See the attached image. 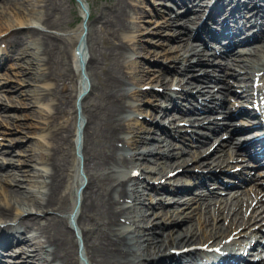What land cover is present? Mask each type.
Instances as JSON below:
<instances>
[{"label": "bare ground", "instance_id": "obj_1", "mask_svg": "<svg viewBox=\"0 0 264 264\" xmlns=\"http://www.w3.org/2000/svg\"><path fill=\"white\" fill-rule=\"evenodd\" d=\"M41 1V16H36L39 25L29 24L24 18H19L18 13L17 23L8 22L7 25H3L4 22L0 20V28L11 26L17 30L16 24L26 25L24 31L13 32L3 40L10 44L8 51L14 50L13 54L5 48L1 54L16 55L14 56L16 58L22 56L26 58V62L29 61L30 64L33 62V66H29L28 70L32 67L40 69L42 64L43 68L33 74L40 79L48 77L54 82L49 94L56 102L49 115V122L58 125L50 137L51 147L48 148V152L41 151L40 156L38 155L43 161L42 158L38 160L34 157L35 162L46 163L48 169H22L11 158H2L0 180L8 187L0 184V223L6 224L0 226V264H48V262L79 264L78 242L79 251L89 264H157L155 261L161 257L159 255L171 249L183 251L179 259L172 261L173 264H264V253L260 254L264 250L260 247L264 245L263 225L252 230L254 233L252 237L246 235V239L253 238L247 242L242 241L245 234L243 238H239L243 228L238 229L250 220L256 221L259 215L264 224V205L258 213H251L256 210L259 203H262L260 191L253 182H263L261 184L264 186V178L252 180L249 185H245V189H236L230 197L220 196L219 199L230 200V203L227 209V204L222 208V212L225 211L224 208L226 209L225 213L213 217L220 219L209 227L208 233L202 229L209 224L208 218L201 221L199 215L196 217L195 209L201 208L204 203L207 208L209 207L210 201L205 202V198L215 196L212 190L207 188L206 193L200 190L190 197L174 194L173 191L178 186L167 185L163 188L161 182L155 184L153 181V178H156L155 173L159 176H171L170 166L174 163L177 167L181 166L179 173L178 171L174 173L175 178L179 179L181 177L177 175L188 173V161L191 159L194 161V156L187 158L180 155V150H173L176 145L174 140L197 141L196 146L207 150L219 135H223L221 141L214 147L213 166L214 163H223L232 156L231 154L237 153L232 148L237 145L236 140H233L235 138L233 131L246 127L236 126L227 130L229 124L234 123V119L224 120L231 115V111L213 119L207 114L209 107L205 104L211 101L213 94L208 93L209 89H206L208 94L202 92L204 95L198 97L191 91L192 86L198 84V80H212L219 75H234L235 71L226 69V65L221 63L229 58V63L238 66L236 76L243 78L241 94L251 106L254 102L256 104L260 102L264 89V0H214L212 13L200 21H197L199 20L197 12L193 14L188 12L193 9V4L206 0H173L179 4L177 8L181 11L173 15L171 13L172 16L167 7H163L160 12H152L154 16L159 17L156 21L158 36L160 30H165L164 38L172 39L165 43L168 45L167 51L171 54L166 52V59L169 60L168 65L163 68L169 73L160 70L157 75L159 82L167 87L174 79L177 81L187 77L188 90L179 95L180 91L172 88L170 90L175 93L159 92L152 95L155 104L150 113L152 119L136 127V139L130 143L120 135L126 128L124 124L126 115L123 114L133 106L127 101L128 96L133 94L130 93L129 81L123 72L124 59L126 60L123 49L127 46L116 42L121 31L133 28L124 21L129 11L126 0L100 2L98 14L90 15L92 18L87 22L84 32L89 56L86 57L85 53L81 52V66L90 83L83 84L82 87L77 85L75 80L77 73L74 72L68 55L73 41L55 31L59 29L61 20L66 15L64 0ZM164 3L168 4L169 1ZM133 11L139 18L143 13L138 8ZM87 19L89 20V17ZM188 23L196 25L192 35L190 25L187 28ZM202 32L211 38L210 41L222 42L224 48L210 49L204 51V55H198L202 48L200 44L209 47ZM254 37H260V40L231 48L236 41L245 42ZM253 45H256V49H250ZM28 47L32 49H27ZM37 53L44 55V58ZM75 57L77 62V56ZM17 65L20 67L22 64ZM230 67L233 68L232 65ZM216 72L218 73L213 76ZM19 73H24V70ZM139 78L142 79L141 75ZM57 80L60 81V85L55 84ZM16 87V84H8L5 88L16 90ZM80 91L79 110L83 119H80L79 123L82 125L81 141L79 134L80 143L77 150L80 153L84 177L77 176L76 179V187L80 186L72 214V223L75 227H72L68 216L72 203L75 202V195L71 190L75 171L71 170V167L76 161L72 151L75 147L74 122L77 119V108L73 110V107L76 93ZM144 92L143 90L142 93ZM169 107L177 112L175 114L172 112L177 121V125L172 129L159 124L163 123V118L171 114L167 112ZM193 110H200L197 118L202 119L196 121V128H189L190 126H185L186 122L189 123V120H186L195 116L185 112ZM238 110L248 116L242 117L243 121L239 122L259 125L257 129L236 136L248 137L239 145L245 146L243 149L246 150L247 157H257L253 165H261L264 162V114L252 107ZM252 115L255 119L249 118ZM64 117V122L58 124L59 119ZM10 125L15 128L19 123H15L13 119ZM202 128L209 134L201 130ZM156 130L165 133L160 142L155 138ZM210 141L211 144H207ZM28 145L37 144L35 141H29ZM197 152L200 154L202 151L197 149ZM2 153L4 152L0 150V155ZM30 158L32 157L29 156L28 159ZM259 158H262V162L258 161ZM3 160L8 162L4 163ZM198 162L199 167L210 166L207 161ZM262 168L264 166L259 169ZM243 170L230 169L226 175L237 183L250 180L251 175ZM69 179H72L70 183ZM198 181L195 179L194 183ZM219 182L223 186L226 184V181ZM262 196L264 197V194ZM192 202L198 204L192 206V210L189 211ZM129 214L137 220L133 229L127 220ZM172 216L176 220L172 219ZM177 220H180L183 227L178 226ZM168 221L172 223L169 229L166 226ZM31 232L34 234L27 236ZM17 238L22 239L23 243L2 250ZM4 252L18 255L19 259L6 258L3 256Z\"/></svg>", "mask_w": 264, "mask_h": 264}, {"label": "rangeland", "instance_id": "obj_2", "mask_svg": "<svg viewBox=\"0 0 264 264\" xmlns=\"http://www.w3.org/2000/svg\"><path fill=\"white\" fill-rule=\"evenodd\" d=\"M100 2L101 3L106 2V0H64L63 2V6L65 7L64 14L66 15H64L63 19L61 20L59 29L57 30L52 29V30L58 31V33L65 36L67 39H72L73 41V43L69 47L68 55H70L69 57H70V62L73 65V70L78 75V76L77 75L75 76V80L78 83L77 85H80V83L78 82L79 74H82L85 85L90 83L89 82L90 79H88L89 77L84 72L83 67H82V70L81 68L79 69L80 63L78 62V60L76 62V57H75L77 56L78 58V55H75V54H76V49L79 48L81 52L85 53L86 57L89 56L88 44L86 42L84 32H86L87 22L91 20L93 15L98 14V11H99L98 5L100 4ZM201 2H197L195 5L193 4V9H191V11H189L188 13L193 14L194 12H199L200 10L199 8L202 7L200 5ZM126 3H127V6L129 7L128 8L129 11H128V14L125 16L126 18L124 17V21L128 25L130 24L129 26L131 27L133 26V28L127 29L128 31L127 30L121 31L118 34L119 39L116 40V42L123 43L127 46L126 48L123 49L124 56H125L124 58H126V60L124 59L125 62L123 64V72H125V75L128 78V81H129L128 87L131 90L130 93L133 94V95H130V97L128 96L127 101L131 103L133 106L123 114V115H126V117L124 116L125 117L124 124L126 128L125 130L121 132L120 135L122 137H125L127 142L130 143L134 139H136V133H135L136 127L139 126L140 123L143 124L144 121H151L152 119L150 117V113L153 111L152 106L155 105L153 103L154 101L152 100L153 99L152 95H157L159 92L175 93L172 90H170L172 88L178 89V91H180L179 95H181V93L188 90V85H187L188 83L186 82L188 79L187 77L185 78L183 77L181 80H177V81L176 79H174L171 85H168L167 87L162 86L159 82V78L157 75L161 72L160 70H164L166 74L169 73L163 68L164 66L168 65V60H169L168 58L166 59V52L171 54L170 52L167 51L168 45H166L165 43L172 41L171 37H167V39L164 38V36L166 35L165 30L159 29L161 31L159 34L160 36H158L157 34L158 30H157L156 21H157L158 16H154L152 12L153 10L156 11V10L162 9V6L160 4H157L154 0H126ZM41 5H42L41 0H14V1L13 0H0V20L4 22L3 25H7L8 22L17 23L18 22L17 13H18L19 18H24L25 20L29 22V24L39 25V21L36 18V16L37 17L41 16V11H42ZM135 8L142 10V12L144 13V14L142 13L140 18L137 17V14L134 13L133 9ZM167 11L170 13V15L171 13L173 15L172 9L169 8L167 9ZM87 14L89 15L88 16L89 20L87 19L88 18ZM85 21H86V27H85ZM188 26L195 27V24L191 25V23L190 24L188 23L187 28H189ZM15 27L17 28V30L13 29L11 26H8L9 29L7 28V26L6 28H0L2 30V31L0 30V150L4 152L0 155V163L2 161V158L7 157V158H11L15 162V164L19 165V168H22V169L23 168L27 170H30V169L36 170V169H44V168L48 169L46 163L41 162V161L40 163L35 162L34 157L35 158L37 157L39 160L42 158V157H39L41 151L45 153L48 152V148L51 147L50 137L52 135L53 130L58 126L57 124H53L49 122V115L51 114L54 104L56 102L55 99L49 94V91L52 89V87H54V82L52 81V79L48 77H44V78L41 77L40 79L39 77L36 76V74H33L35 71L38 72L40 71V69L43 68L42 64L40 65L41 67L39 66L40 69L38 68L34 69L32 67L31 70H28L29 66H33V62L31 64L29 63V61L26 62L25 60L26 58L22 56L17 57L18 58L17 59L16 57H14L16 55L3 56V54H1L2 49L5 48V50L7 49L8 51V48H9L8 46H10L8 42H3V40L8 38L13 32H20V31L22 32L27 28L26 25H24L23 23H19V25L16 24ZM84 27H85V30H84ZM185 32L187 31L185 30ZM83 33H84V38L82 39ZM204 33L205 32H202L203 35ZM188 35H189V32H188ZM204 38H207V37L204 35ZM259 40H260V37H254L250 39L249 41L243 42L242 44L255 42ZM142 46H144V48H142ZM40 47L42 48V46ZM232 47H234V45ZM200 48L201 50H199L198 55H204L205 53L204 51H207L210 49V48H206V46L202 44H200ZM221 48H224V46ZM27 49H32V48L28 47ZM250 49H256V45L251 46ZM8 52L10 54H13L14 50L11 49ZM37 54H39L38 56H41L44 58V55H42L41 53H37ZM27 56L29 57V55ZM183 57L184 56H182V58ZM229 62H230V59L226 58L225 61L221 63H223V65H226L225 66L227 67L226 69H230V70L232 69L231 71L233 72L235 71L234 75H230V76L219 75L216 79H212V80H205V79L198 80L197 81L198 84H196V86H192V91H191V92H194L198 97H200L201 95H204L203 93H206L207 91L206 89H209L208 93L211 92L213 94V96L210 98L211 101H208L205 103L209 107V111L207 112V114L210 115L213 119L218 118L219 116H221L222 113L231 111L232 114L229 115L227 118H224V120L226 119V121H232V119H234L233 120L234 123L229 124L227 130H230L233 127L240 124L239 118H235L238 116V113H239L238 108H242V106L244 107L247 104H249L248 101H246V97L241 94L243 90V85H242L243 78L236 76L238 75L236 74L238 66L231 64ZM17 64H22V65H20L19 67ZM231 65L233 66V68L235 67L236 68L233 69L232 67H230ZM21 70H24V73L20 74L19 71ZM230 70L228 71L230 72ZM217 73L218 72L214 73L213 76H215ZM140 75L142 79L139 78ZM224 77L227 78L226 79L227 82L225 81ZM8 84H16L17 89L16 90L6 89L5 87ZM55 84L60 85V81L57 80ZM206 84H210V85H206ZM68 85H70V83H68ZM28 88L30 90H27ZM21 90L23 92H21ZM26 90L27 92L24 93V91ZM143 90L145 91L144 93H142ZM77 95H79L78 101L75 97L74 100L76 103L73 102L74 103L73 110L77 108V111H76L77 119L75 117L76 120L74 122L73 142H74V146L75 145L77 146H76V153L74 152V150L72 151L74 152L72 156L74 158V161L75 160L76 161L74 162V166L71 167V170L75 171V174H74L75 177H73L74 180H73L72 187H71V190L72 192H74V195H75V189H76V184H77L76 183V179H77L76 169L79 168V172H81V168H82V164L80 168V163H81L80 153L77 150L78 144L80 142H78V144H76L75 142L79 140V134H80V141H81L80 126L82 127V125L79 124L80 119H83V115L81 111L79 110V103H80L79 101H80L81 91L80 93L77 92L76 96ZM241 104L243 105L241 106ZM193 111L185 112V113H191L195 116V117H190L189 119L186 120V121L189 120V123L187 122L185 123L186 127L190 126L189 128H192V127L196 128V124H195L197 123L196 121L202 119V118L200 119V117L197 118V116L201 113L200 110L198 111L193 110ZM167 112H171V114H169L167 118L165 119L163 118V121L165 120L164 121L165 124H162V125L165 126V128L172 129L174 126L177 125V121H175L174 119V114L177 112H175V110L172 109L171 107L167 109ZM172 112H174V114ZM13 119L15 123L17 122L19 123L20 127H18L19 126L18 125L14 128L10 125ZM64 120H65V117L59 119L58 124H62ZM77 123L79 125V128H78ZM257 126L258 125H255V126L253 125L250 128H255ZM201 130H205L206 131L205 133L209 134V132L206 129L202 128ZM246 130H248V128L234 131L233 135H235V138H233V140L234 139L236 140L237 145L233 146L232 148H234L235 151H237V153L231 154L232 156H230L226 161H223V163H220V164L214 163L215 167L212 164V162H214V159H215L214 147L218 145V142L221 141L222 139L221 137L223 135H219L216 141H214L213 145L210 146L207 150H203V148L196 146L197 141L193 142L190 140L188 141L174 140L176 145L173 148V150L175 151L180 150V155H183L184 157H187V158L194 156V161L192 159L189 160L190 162L188 161V164H189V167L187 169L188 173H185L187 174V176L185 174L177 175L178 177L180 176L181 178H184V180H181V178L179 179L175 178L176 174L174 173L176 171H178L179 173L181 166L177 167V164L174 163L172 166H170L173 171L170 170V172H172L171 173L172 175L171 176L167 175L168 179H166L167 178L166 175L159 176V174L157 173H155L156 178H153V181L155 184L158 183L159 181L161 182L163 186L169 185L172 181L178 182L174 184V186H178V188L174 189L173 192H177L185 196L192 197L196 195L200 190H203L202 192L206 193L207 188L208 190L210 189L215 193V196H207V198H205L206 199L205 202L210 201V205L208 208L205 206L206 203H204L201 206L202 209L199 207L196 208L197 210L195 209V211H197L196 217L199 215L200 216L199 219H201V221L203 220V218H206V219L208 218L209 224H206L207 227H202L203 232L205 233H208L210 231L209 227H212V225L215 224V221H218L220 219L218 217L217 219L213 217H215V215L217 216L220 213H223V212L225 213L227 207L229 206L230 200L222 201L221 199H219L220 196L230 197L232 195V192H234L236 189H240V190L245 189V185H249V183H251L252 180L254 179L263 180L264 178V176L260 174L261 172L264 171L263 170L264 168L259 169L260 167L264 165L254 166L252 164L253 163L252 159L246 156L243 148L240 147L239 145L244 139H246V137H242L239 140L238 139L239 136H236V135ZM158 132L159 130L157 131V133H155V135L157 136L155 138L158 140V142H160L163 139L165 133L162 132V134L160 135L158 134ZM29 141H35L37 145H34V146L28 145ZM211 142L212 141L208 142L207 144H211ZM197 149H201L202 152H200L199 154L197 152ZM29 156H31L32 158L28 159ZM41 160L43 161V158ZM199 160L209 162L210 166L199 167L200 166L198 165ZM3 162L7 163L8 161L3 160ZM234 168L244 169L243 172L249 173L252 178L250 180L249 179L245 180L246 182L242 181L241 183L232 181L231 178L230 177L228 178L226 174L230 171V169L237 170ZM120 170L123 171L125 169H120ZM70 172L72 174V171ZM82 173H83V170H82ZM188 174H190L191 176H189ZM195 179L199 180L196 184L194 183ZM71 180L72 179L68 180L69 183L71 182ZM221 180L226 181L225 186H223L219 182ZM181 181H185V182L183 183ZM23 182H26V181H23ZM69 183H68V187H69ZM0 184L4 185L5 187H8L7 184H5L1 180H0ZM253 185L257 187L258 191H260L259 195H261V202H262L261 204L259 203L260 206L259 205L256 206L257 211L255 210L254 212H251L252 214H256L260 211L261 207H263L264 205V199H263L264 197L262 196L264 194L263 193L264 186L258 181L253 182ZM65 190L67 192L68 188ZM142 199L143 197H141V200ZM154 199L155 201L157 200L156 198ZM215 200H217L216 203H215ZM197 204L198 203L196 202H192L191 207H190L191 209L188 208L189 211L192 210V206H197ZM225 204H227L226 209L224 208L225 211L222 212V208L225 206ZM178 205L180 204L178 203ZM72 206H71L70 213H72L73 210L75 209V206L73 207ZM148 210H151V209H148ZM130 216L132 217V214H129L128 218L132 220V222L130 223L132 224L131 229H133L134 225H136L137 220H133V218H131ZM173 218L174 220H176L174 216H172V219ZM169 219L171 220V218ZM253 222L254 223L256 222L255 223L256 225H254ZM176 223L178 224V226L183 227V224L180 222V220H177ZM248 223L238 228L239 230L243 228L242 229L243 231L241 230V235H239V238H243L245 234L244 239H242V241L244 242H247L249 240L251 241L253 239V238L246 239V235H250V237H252V234H254L252 230L255 229L257 226L263 225L262 228L264 229L263 220L260 218V215L257 217L256 221L250 220ZM5 225H6L5 223H0V226H5ZM166 226H167V229H169L172 227V223L168 221L166 223ZM33 234L34 232H31V233H28V235L27 234L26 235L32 236ZM262 239H264V237H262ZM16 240L12 241L13 244L12 242L8 243L5 247L2 248V250L9 249L13 245L17 246L23 243L22 239L20 238H17ZM260 247L264 248V245H260ZM8 254L9 253L4 252L3 256L6 258L19 259L18 255L14 256L12 254H9V255ZM182 254H183L182 249L167 250L164 253L159 255L161 256L160 257L161 259L160 258L157 259L155 263L157 264L171 263L172 264L174 263L172 261H174L176 258L179 259ZM260 254H263V252H261ZM85 260H86V264H89L86 258ZM48 264H52V262H48Z\"/></svg>", "mask_w": 264, "mask_h": 264}]
</instances>
